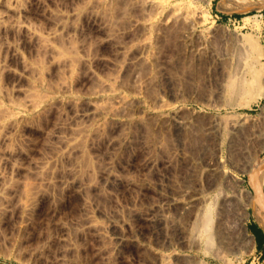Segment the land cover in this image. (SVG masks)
Segmentation results:
<instances>
[{"label": "rangeland", "instance_id": "1", "mask_svg": "<svg viewBox=\"0 0 264 264\" xmlns=\"http://www.w3.org/2000/svg\"><path fill=\"white\" fill-rule=\"evenodd\" d=\"M243 1L21 0L34 33L0 47V264H259L240 229L260 211L264 0ZM193 199L211 204V246L185 236Z\"/></svg>", "mask_w": 264, "mask_h": 264}, {"label": "bare ground", "instance_id": "2", "mask_svg": "<svg viewBox=\"0 0 264 264\" xmlns=\"http://www.w3.org/2000/svg\"><path fill=\"white\" fill-rule=\"evenodd\" d=\"M224 2L222 3V4H220L219 5V9L222 11V12H225V13H230L231 11H233V10H242V9H244V8H246L247 7V4H245L244 3V1L243 0H223ZM21 4V0H0V47H5L7 50H9L10 48H11V44L9 43V42H7L6 41V38L10 35V34H14L15 32H17L18 30H24V31H27L28 33H34L32 30H31V28H30V25L28 24V22H27V20H24V19H22V15L23 14H25L26 13V9H24V7L23 6H21L20 5ZM191 7V6H190ZM189 6H188V11H186V12H188L189 14H190V10L192 11L193 9H190L189 10V8H190ZM193 12V11H192ZM198 12V11H197ZM194 14H196V10H194V12H193ZM193 13H192V15H193ZM199 13V12H198ZM201 13V12H200ZM199 13V14H200ZM187 14V13H186ZM197 15V14H196ZM201 15V14H200ZM199 15V17H201ZM187 17H188V14L186 15ZM193 26V25H192ZM195 30H194V28L192 27V34L194 35V32ZM50 35H54L55 34V32H50L49 33ZM196 35V34H195ZM106 38L108 39V38H110V36H106ZM241 42V41H240ZM244 42V41H243ZM243 44V43H242ZM241 49V48H240ZM14 51L15 52H18V50H17V47H14ZM243 51V50H242ZM239 52V51H238ZM240 53V52H239ZM234 82V81H233ZM232 83V82H231ZM239 83V82H238ZM243 83H244V81H243ZM242 83V84H243ZM229 85H231V84H229ZM234 87L236 86V85H234V84H232ZM243 86H244V84H243ZM237 87V90H238V88H240V85L239 86H236ZM236 87H235V89H236ZM235 89L234 88H231V92L233 91H235ZM241 89L243 90V88L241 87ZM242 90H241V92H242ZM229 91V93H231ZM232 92V93H233ZM236 93V92H235ZM234 93V95H236L237 94V97H238V95H239V92H237L236 94ZM260 93V92H259ZM263 94V93H262ZM261 94V95H262ZM117 96H119L120 94H116ZM116 95L114 94V95H112V97L114 98V97H116ZM228 95V94H227ZM232 96H233V94H232ZM230 98H231V96H230ZM233 98H235V99H237L236 98V96L234 97L233 96ZM238 98H240V97H238ZM255 98H257V96L255 97L254 95H252V97H251V100L249 99L247 102H244V107L245 106H249L250 105V101H252V100H254ZM232 99V98H231ZM234 99V101H236ZM231 101V100H230ZM233 101V100H232ZM233 101V102H234ZM237 103V102H236ZM240 102H239V99H238V103L237 104H239ZM243 103V102H242ZM230 105V104H229ZM240 105H242V104H240ZM230 106H232V105H230ZM233 106H235V105H233ZM243 106V105H242ZM232 108V107H231ZM264 113V112H263ZM235 113L234 114H232V116H233V119H232V123H231V120L229 121L231 124H232V129L234 130L235 129V127L237 126V128L241 125L240 124V121H239V119L238 120H234V118H236L235 116ZM241 117V116H240ZM245 118H246V115L244 116ZM244 117H243V119H242V123H244L245 121H243V120H246V119H244ZM229 119H231V118H229ZM241 119V118H240ZM248 119H250V118H248ZM248 121V120H247ZM228 122H226V124H227ZM248 122H246V124H247ZM229 124V123H228ZM227 124V125H228ZM230 124V125H231ZM238 124H240V125H238ZM245 124V123H244ZM243 124V125H244ZM230 125H229V127H230ZM242 125V126H243ZM248 125V124H247ZM241 126V127H242ZM245 126V125H244ZM256 126V125H255ZM244 128V127H243ZM243 128L239 131V129H240V127H239V129H237V131L238 132H240V135L242 134V130H243ZM249 128H250V125H249ZM252 128H254V127H252ZM245 129V128H244ZM246 130V129H245ZM248 130V129H247ZM234 131H236V130H234ZM233 131V132H234ZM257 131V130H256ZM233 132H231L232 133V136H233ZM236 133V134H239V133ZM244 132V131H243ZM230 133V134H231ZM249 133V132H248ZM244 134V133H243ZM242 134V135H243ZM253 134V133H252ZM251 134V135H252ZM241 135V136H242ZM247 135H250V134H246L245 136H247ZM250 135V136H251ZM261 135V134H260ZM236 136H238V135H236ZM244 136V135H243ZM261 136H263V135H261ZM247 137H249V136H247ZM247 137H245L246 138V140H247ZM233 138H235V136L233 137ZM237 138V137H236ZM240 137H238V139H239ZM244 138V139H245ZM258 138H259V136H258ZM262 138H264V136L262 137ZM262 138H261V141H260V139L258 140L259 142H257V143H259L260 144V142L262 143L263 141H262ZM243 139V138H242ZM253 139V138H252ZM197 140V139H196ZM248 140H249V138H248ZM247 140V141H248ZM251 140V139H250ZM249 140V141H250ZM254 140H256V138L254 139ZM264 140V139H263ZM194 141V140H193ZM198 141V140H197ZM203 141V140H202ZM232 141V140H231ZM235 141H237L238 142V140L236 139ZM235 141L233 140L232 142L234 143V145H235ZM244 142H245V140H243ZM253 141V140H252ZM230 142V141H229ZM232 142H230V144L232 143ZM236 142V143H237ZM239 142H241V141H239ZM198 143V142H197ZM200 143H201V140H200ZM239 144V143H238ZM248 144V143H247ZM256 143H254V145H255ZM201 145V144H200ZM232 145V144H231ZM251 145H252V143H251ZM253 146V145H252ZM256 146V145H255ZM194 147V146H193ZM203 147V146H202ZM257 147V146H256ZM259 147H261V151H263L264 150V142H263V144H262V146H259ZM239 148V147H238ZM255 148V147H254ZM195 149V148H194ZM198 149V148H197ZM197 149H196V151H197ZM260 149V148H259ZM258 148H257V150H259ZM259 153V152H258ZM259 155V154H258ZM262 155V154H261ZM261 161V160H260ZM212 167H214V165L212 166ZM211 167V168H212ZM215 168V167H214ZM208 170H213V169H208ZM216 170V169H215ZM214 170V171H215ZM224 170V169H223ZM222 170V171H223ZM218 171V170H217ZM216 171V172H217ZM213 172V171H212ZM214 173V172H213ZM212 173V174H213ZM4 172H2V171H0V179H2L3 177H4ZM222 174V173H221ZM220 174V172H219V175H216V176H222ZM214 178H217V177H214ZM222 178V177H221ZM214 181L216 180V179H213ZM218 180L220 181V179H219V177H218ZM218 181V182H219ZM209 182H211V181H209ZM217 182V181H216ZM220 183V182H219ZM226 183V182H225ZM210 184V183H209ZM213 184V183H212ZM250 184H251V187H252V191H253V195H250V197H252L253 198V201H255V203L257 204V206L259 207V209H260V211L257 213V215H256V217H255V219H256V221H257V223L263 228V230H264V159H262V161L257 165V166H254L253 168H251L250 169ZM219 186V185H218ZM208 187H209V185H208ZM207 187V188H208ZM213 187L215 188V185H213ZM212 188V185L210 184V187H209V189H211ZM208 189V190H209ZM213 189V188H212ZM219 190V189H218ZM204 191V190H203ZM202 191V192H203ZM200 192V191H199ZM221 192V191H220ZM207 193V192H206ZM223 191H222V195H223ZM200 194H202V193H200ZM220 194V195H221ZM215 195V194H214ZM221 195V196H222ZM225 195V194H224ZM223 195V196H224ZM228 195V194H227ZM204 196V195H203ZM209 196V195H208ZM207 196V194H206V197H208ZM217 196V194L215 195V197ZM223 196L221 197L222 199V201H225L224 199H226L225 197L226 196H224V198H223ZM191 197H192V195H191ZM201 197L202 196H197L195 199H200V202H201ZM214 197V199L216 200V198ZM220 197V196H219ZM4 198V192L2 191V188H0V200L1 199H3ZM203 198V197H202ZM205 198V197H204ZM204 198H203V200H204ZM190 199V198H189ZM195 199H193V203L195 202L194 200ZM206 199V198H205ZM213 199V200H214ZM231 199L233 200V198L231 197ZM202 200V201H203ZM227 200H229V199H227ZM183 201H184V199H183ZM208 201H210V200H208ZM219 201V200H218ZM235 201V200H234ZM189 202V201H188ZM192 202V201H191ZM190 202V203H191ZM198 202V205H200L199 207H202L203 205H204V203H203V205L200 203L199 204V201H196L195 203H197ZM217 202V201H216ZM215 201H213V204L214 203H216ZM226 202H229V201H226ZM230 202H231V200H230ZM229 202V205L230 204H232L233 205V207H234V205H236V202L233 204L232 202L230 203ZM185 203H186V201H185ZM183 204H184V202H183ZM186 204H188V203H186ZM220 204V203H219ZM218 204V205H219ZM222 204H224V203H222ZM222 204L220 205L221 207H222ZM194 207L193 208H196L195 206H197V208H198V205L196 204V205H194V204H192ZM202 205V206H201ZM209 205H211L210 204V202H208V205H205V207L202 209V212H203V214H202V216L201 215H199L200 216V218L202 217V219H201V222H200V218L197 216V219H199V221L197 222L196 220V223L197 224H199V223H201V224H199V225H201L200 227V229L198 230V229H193L192 228V232H190V233H188V234H186L185 236L186 237H188L187 235H189V234H191V233H194V232H196L194 235H192L191 237H194V241L195 240H198V241H200V240H204L205 242H206V244L208 243V244H210V246H211V241L213 240L212 238H213V235H212V232H215V231H212L211 230V227L210 226H212L213 224H212V220H213V216H212V210H211V207H209ZM216 205V207H217V210H219L218 208H221V207H218L217 206V203L215 204ZM229 205H226V204H224V206L223 207H225V206H228V209H227V211H230V209L232 208L233 209V207H231V206H229ZM0 206H1V204H0ZM181 206H184V205H181ZM190 206H191V204H190ZM213 206V205H212ZM187 208H188V205L186 206ZM213 207H215V206H213ZM231 207V208H230ZM230 208V209H229ZM239 208V207H238ZM238 208H237V210L236 211H238ZM188 209H191V208H188ZM234 209H236L235 207H234ZM194 210V209H193ZM197 210V209H196ZM196 210H194V211H196ZM214 210H215V208H214ZM216 210V212H218ZM194 211H192L193 212V216L195 215L194 213H196V212H194ZM219 211H225V209L224 210H219ZM241 211H243L242 209H241ZM215 212V214H217ZM226 212V211H225ZM225 212H224V214H222V213H220V216L218 215V218H219V227L223 230V231H227L228 229H230L229 228V223H228V218H229V216L231 215V214H229V215H227V219L224 217V216H226L225 215ZM199 213V212H198ZM219 213V212H218ZM230 213V212H229ZM228 214V213H227ZM243 215H244V213H242ZM241 214V215H242ZM248 214V213H247ZM198 215V214H197ZM233 216H235V215H232V216H230V217H233ZM215 217V216H214ZM235 217H237V216H235ZM249 217V216H248ZM193 218V217H192ZM194 219H196V217L194 218ZM229 219H231V218H229ZM232 219H234V217L232 218ZM231 219V220H232ZM245 219V218H244ZM193 220V219H192ZM234 220H237L238 222H239V220L238 219H234ZM194 221V222H195ZM232 223H233V221H232ZM241 228L242 229H240V230H242V231H240V233H242V236H243V239L245 240V242L246 243H252V241H253V235H251V234H249V232H248V230H247V228H246V225H244V220H243V218H242V221H241ZM235 224V223H234ZM231 226V228H233L234 227V225H232V224H230ZM212 228H213V226H212ZM238 228V227H237ZM216 229V228H215ZM221 229H219V230H221ZM193 230H196V231H194L193 232ZM198 230V231H197ZM212 231V232H211ZM233 231H235L234 229H233ZM233 231H231L232 232V234L234 233ZM238 231H239V229H238ZM184 233V232H183ZM235 233H237V232H235ZM234 233V234H235ZM215 234H216V236L218 235L217 234V232H215ZM233 234V235H234ZM236 236H237V234H236ZM235 236V237H236ZM241 236V235H240ZM190 237V236H189ZM220 237V236H219ZM231 237V236H230ZM230 237H228L227 238V240L230 238ZM234 237V236H233ZM232 237V239H234ZM186 239V238H185ZM222 239H224V238H222ZM231 239V238H230ZM239 239V236L237 237V240ZM192 240V238L190 239V241ZM215 240V239H214ZM227 240H226V242H227ZM235 240V239H234ZM237 240H235V241H237ZM185 241V240H184ZM186 241H188V240H186ZM185 241V242H186ZM193 240H192V242H193V244L194 243H197V242H194ZM204 241H203V243H204ZM216 241V240H215ZM215 241L213 242V244L215 243ZM229 242H231L232 244H233V241H230V240H228ZM189 242V241H188ZM187 242V243H188ZM202 242V241H201ZM217 242V241H216ZM225 242V241H224ZM219 243V242H218ZM230 243V244H231ZM192 243H190V245H191ZM201 244V243H200ZM199 244V245H200ZM236 244H238L237 242H236ZM235 244V245H236ZM225 245H227V244H225ZM245 245V244H244ZM247 245V244H246ZM206 246V245H205ZM204 246V247H205ZM231 246H234V245H231ZM196 247V244H195V246H194V248ZM199 247L200 246H198V247H196L197 249H199ZM203 247V246H202ZM203 247V248H204ZM206 249L208 248V246L207 247H205ZM210 248V247H209ZM208 248V249H209ZM207 249V250H208ZM61 252H63V251H61ZM61 254V253H60ZM63 254H65V253H62L61 255H59V256H56V257H58V260H59V264H67V259H65V256L63 255ZM177 255V254H176ZM179 255H180V253L177 255L178 257H176V258H180L179 257ZM166 256V255H165ZM181 257L182 256H184V254L183 255H180ZM187 256H189V255H187ZM187 256H185V257H187ZM163 257V256H162ZM166 257H168V256H166ZM161 258V257H160ZM165 258V257H164ZM171 258V257H170ZM184 258V257H183ZM182 258V259H183ZM168 259V258H167ZM182 259H180V260H182ZM190 259H191V257H190ZM189 258H187V259H183V261L184 260H188V261H184V263L185 264H187V262H191V261H193L192 259H191V261H189L190 260ZM58 260H56V261H58ZM177 260V259H176ZM198 260H200V259H198ZM202 260V259H201ZM201 260L200 261H195V258H194V261L196 262L195 264H202L201 263ZM55 261V262H56ZM182 261V262H183ZM194 261H193V263H194ZM177 262H179V261H177ZM181 262V261H180ZM57 263V262H56ZM188 263V264H189ZM193 263H191V264H193ZM58 264V263H57ZM179 264V263H178ZM183 264V263H182ZM204 264V263H203Z\"/></svg>", "mask_w": 264, "mask_h": 264}, {"label": "crops", "instance_id": "3", "mask_svg": "<svg viewBox=\"0 0 264 264\" xmlns=\"http://www.w3.org/2000/svg\"><path fill=\"white\" fill-rule=\"evenodd\" d=\"M249 228L254 236L259 264H264V230L257 221L252 223Z\"/></svg>", "mask_w": 264, "mask_h": 264}]
</instances>
